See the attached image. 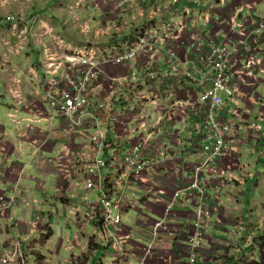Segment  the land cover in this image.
Instances as JSON below:
<instances>
[{
	"label": "built area",
	"instance_id": "1",
	"mask_svg": "<svg viewBox=\"0 0 264 264\" xmlns=\"http://www.w3.org/2000/svg\"><path fill=\"white\" fill-rule=\"evenodd\" d=\"M262 4L264 0H102L93 3V18L72 14L84 36L91 34L95 21L94 40L106 37L111 44L91 41L76 47L36 10L0 17L7 32L0 34V68L12 69V82L19 86L21 70L10 67L11 62L35 45L44 78L35 68L28 74L50 109L65 119L68 140L81 144L72 159L66 145L47 159L66 182L78 187L75 177L84 180L85 192L80 202L69 203L68 217L74 222L85 207L91 208L106 248L117 254L115 264H146L158 248H165L163 234L177 241L178 205L195 213L186 264H199L213 211L208 188L214 175L219 174L221 184L235 179L221 176L219 164L230 149V119L241 116L239 82L254 88L264 79ZM89 7L88 0H75L69 8L91 14ZM114 68L121 70L111 72ZM10 94L21 99L18 88ZM40 121L28 119L26 133L30 123ZM248 128L259 133L261 125ZM43 135L29 144L36 153L49 142L48 132ZM165 168H171L167 175L176 186L171 192L160 175ZM90 192L97 193L96 200ZM45 203L23 198L18 183L12 191L0 189V264H38L30 240L13 239L5 221L23 205L35 214L30 230L35 236ZM144 203L161 206L163 216L148 226V240L138 254L123 218L126 210H140ZM66 241L72 252L71 236ZM173 260L166 256L162 264Z\"/></svg>",
	"mask_w": 264,
	"mask_h": 264
},
{
	"label": "crops",
	"instance_id": "2",
	"mask_svg": "<svg viewBox=\"0 0 264 264\" xmlns=\"http://www.w3.org/2000/svg\"><path fill=\"white\" fill-rule=\"evenodd\" d=\"M8 1L0 0V17L8 13L31 14L33 8L41 13L42 20L53 27L54 32L62 36L71 47L85 45L91 41L111 44L106 37L96 41L94 33L87 36L79 33L80 29L74 22L75 16L68 11L75 0H48L43 2L41 7L34 3L21 6L17 2ZM98 1L102 0L95 2ZM52 2L55 3L51 8L52 14L43 15L45 5ZM69 10L73 11L70 8ZM82 13L84 14V11ZM258 14L264 17V4L260 6ZM40 33L43 34L44 29H41ZM0 34L6 35V29L0 27ZM42 41L48 42L49 38L44 37ZM1 57L0 46V61ZM24 62L28 64V69L35 68L39 77L44 78L39 68V50L35 45H30L23 56L14 58L10 67L17 66L21 70ZM120 70L114 68L111 72ZM22 72V77L17 74L21 83L16 86L11 82L10 71L0 68V86L4 90L3 98L0 97L3 102L0 103L9 120L8 122L0 119V189L12 191L18 183L23 198L43 199L46 203L44 220L39 221L41 220L39 216L35 236L30 235L31 224L36 221L35 214L23 205L17 206L10 213V220L5 221L8 234L15 240L28 238L32 249L36 251L38 264H61L59 261L61 247L54 244L58 230L55 226L59 220L62 226L60 231L66 236L65 251L69 253L66 250L67 235L71 236L73 244V251L69 253V259L64 260V263L78 264L87 258L85 264H115L117 254L110 247L104 249L101 258L92 256L93 252L101 247L102 240L98 239V235L101 234L104 240L95 224L92 209L85 207L74 222L69 219L68 210L66 213L69 203L80 202L78 200L85 192L84 180L75 177L80 183L78 187L74 186V183L66 182L47 159L59 154L63 145L69 147L67 155L72 159L73 155L80 151L81 144L79 141L68 140V136L63 132L66 127L65 119L51 110L43 95L38 94L36 82L29 76L28 71ZM17 88L21 92L19 100L13 99L10 94L11 90ZM238 91L241 116L230 119L232 125V133L228 139L230 149L219 164L221 176L232 174L235 179L226 180L221 184L217 174L208 188V203L213 211L199 264H264V79L254 88L239 82ZM28 119L41 121L30 123L31 128L26 133ZM255 122L261 125L259 133L248 128ZM43 131L50 135L49 142L42 152L36 153L35 147H30L29 144L44 139ZM23 135L27 138H22ZM21 143L23 147L19 146ZM197 161L196 157L193 163ZM170 169L165 168L160 172L169 192L176 188L167 175ZM96 196V192L89 193L92 200H96ZM68 198L71 200L68 201ZM130 212H135V216ZM175 214L179 218V223L176 224L179 228L178 240L163 234L165 248H158L146 264H162L166 256L174 258L172 264L187 263V239L192 231L191 222L195 220V213L178 205ZM162 216L163 208L153 203H144L140 210H126L124 224L135 236L137 245L135 250L138 254H141L144 242L148 240V226ZM72 224L77 231L69 235L68 231L72 229ZM90 242L93 244L92 251L89 249ZM76 248L82 252L80 257L77 256Z\"/></svg>",
	"mask_w": 264,
	"mask_h": 264
},
{
	"label": "rangeland",
	"instance_id": "3",
	"mask_svg": "<svg viewBox=\"0 0 264 264\" xmlns=\"http://www.w3.org/2000/svg\"><path fill=\"white\" fill-rule=\"evenodd\" d=\"M45 1H48V0H19V1H17V3H19V4H21V6L22 5H27V4H30V5H32V3H34V4H36V5H38L39 7H41L42 6V3L43 2H45ZM96 0H88V3L89 4H91V7H89V9H90V11H91V14H89V13H87V12H84V14L81 12L80 14H78V10H76V9H74L73 11H70L69 10V8H68V11L69 12H72V13H75V14H77V15H79V16H81V19L82 20H84L85 18H89V17H91V18H93L94 17V8H93V3L95 2ZM8 2H16L15 0H10V1H8ZM71 2V1H70ZM69 2V3H70ZM54 2H52V3H49V4H47V5H45V7H44V12H43V15H45V16H50L51 14H52V6H54ZM73 4V3H72ZM72 4H70V5H72ZM32 10H34L33 8H31V11ZM6 15V14H5ZM82 23H83V21H82ZM95 27H96V22L95 21H93L92 23H91V28H92V32H91V34H93V30L95 29ZM79 33H81L80 31H79ZM22 67H23V69L21 68V70L22 71H27V69H28V64L27 63H23L22 64ZM10 74H11V80L13 79V76H14V73L12 72V69H10ZM20 77H22V73H21V71L19 72V74H18ZM12 82V81H11ZM3 94H4V90L1 88V86H0V97H2L3 98ZM1 102H3L2 100H0ZM7 113H6V111H5V109H4V107L2 106V104L0 103V115H1V118L0 119H4V120H6V121H8L9 122V120H8V118H7V116H5ZM9 127V126H8ZM67 210L68 209H66V213H67ZM131 214L133 213V216H135V212H130ZM66 218H68L67 216H66ZM60 224V225H59ZM73 225V227H72V229L71 230H69L68 231V234L70 235V233H74V232H76L77 231V228H75V225L74 224H72ZM55 228L56 229H58L57 230V235H56V237L54 238V244H55V246L56 247H61V251H60V253H61V256H60V259H59V261L61 262V264H66V263H64V260H67V259H69V253L68 252H66L65 251V246H66V244H65V238H66V236H65V233L63 232V233H61V231H60V229L62 228V226H61V223L59 222V220L57 221V223H56V226H55ZM98 239L101 241V247L99 248V249H97L95 252H93V254H92V256H95L97 259H99V258H101L102 257V255H103V251H104V249L106 248V242L102 239V236H101V234H99L98 235ZM76 251H77V256L78 257H80V255H81V251L78 249V248H76ZM57 257H59V254H58V256ZM109 257V256H108ZM107 257V258H108ZM85 260H87V258L86 259H83V260H81L80 262H82V263H78V264H85L84 263V261ZM73 262H75L74 260H73ZM71 264H73V263H71ZM88 264V263H87Z\"/></svg>",
	"mask_w": 264,
	"mask_h": 264
},
{
	"label": "trees",
	"instance_id": "4",
	"mask_svg": "<svg viewBox=\"0 0 264 264\" xmlns=\"http://www.w3.org/2000/svg\"><path fill=\"white\" fill-rule=\"evenodd\" d=\"M89 249H90V251L93 250V244H92V242H90Z\"/></svg>",
	"mask_w": 264,
	"mask_h": 264
}]
</instances>
